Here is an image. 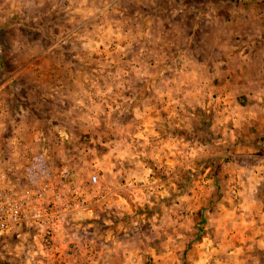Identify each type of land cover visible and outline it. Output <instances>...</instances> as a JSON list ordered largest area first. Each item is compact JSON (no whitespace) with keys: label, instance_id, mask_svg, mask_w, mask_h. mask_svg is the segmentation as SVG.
Here are the masks:
<instances>
[{"label":"rangeland","instance_id":"374dc122","mask_svg":"<svg viewBox=\"0 0 264 264\" xmlns=\"http://www.w3.org/2000/svg\"><path fill=\"white\" fill-rule=\"evenodd\" d=\"M262 74L264 0H0V163L44 152L96 173L108 199L91 209L110 204L114 222L83 214L45 253L36 232L9 233L0 264H65L84 251L66 231L80 239L91 219V236L115 238L113 264H264L244 251L248 179L224 128L229 93L259 91Z\"/></svg>","mask_w":264,"mask_h":264},{"label":"built area","instance_id":"2783aa9c","mask_svg":"<svg viewBox=\"0 0 264 264\" xmlns=\"http://www.w3.org/2000/svg\"><path fill=\"white\" fill-rule=\"evenodd\" d=\"M11 167L0 163V238L31 230L39 236L42 253L54 251L74 217L107 202L108 193L98 187L99 175L54 166L44 152L28 155L18 171Z\"/></svg>","mask_w":264,"mask_h":264},{"label":"crops","instance_id":"0c3cea01","mask_svg":"<svg viewBox=\"0 0 264 264\" xmlns=\"http://www.w3.org/2000/svg\"><path fill=\"white\" fill-rule=\"evenodd\" d=\"M256 82V81H254ZM251 80L248 83H253ZM257 85L259 86V91L252 92L249 90L248 92L240 91L238 93L232 94L229 93L227 98L230 97L231 104L238 105V110L233 109L228 112V124L225 129L229 130L227 132V136L229 140L236 141L238 145L236 147L241 146V149H237V152L232 154L233 157H242L243 161L240 164H231V169L233 172V176H244L247 181V187L248 190L246 191L243 207L245 211V218L244 222L247 226L246 230H248L244 233V251L248 252L249 257L255 259V255L258 249H262L264 252V75L262 74V77L260 80H258ZM4 86H0V97L4 98ZM239 91V90H238ZM243 94L241 96V94ZM247 99L252 100V105L248 104V102L242 105L240 101H235V99ZM246 101V100H244ZM237 111V112H236ZM242 115V116H241ZM243 119V121L241 120ZM219 130V126H216ZM216 129V128H215ZM3 130L2 124L0 123V132ZM238 136H243V142L241 140H237ZM219 138V137H218ZM219 140H221L219 138ZM260 154H258L259 152ZM257 157V159H256ZM251 158H255L253 160V163L249 165V160ZM234 159V158H233ZM235 160V159H234ZM257 182V183H256ZM109 206V210L111 211L110 204L106 206V208ZM104 208V211L106 213L107 209ZM93 212V214H92ZM104 214H98L92 211V209L87 213L88 217H93V219H97L101 217V221L105 222L106 225L112 224V219L108 218ZM111 213V212H110ZM110 215V214H109ZM259 218V219H258ZM93 219L88 220L87 222H84L85 228L83 231H85L84 234H82L81 238H76V232L78 229H68L67 232V238L65 235V241L70 243L76 242L78 245L80 244V247L83 246L84 251L79 254H64V258L68 261L65 262V264H81L80 261L83 262V260L86 257L87 252L89 251V248L91 250L95 249V258L93 264H113L116 262V256L118 253L114 248H106L107 245H105V242L113 240L115 241V238L113 237V234L111 232H106L107 236H104V239H100L102 237H99L97 233H95V236H91V233L93 234V231L91 232V223L93 222ZM76 223V220H74ZM97 221V220H95ZM91 222V223H90ZM114 223V222H113ZM69 224V223H68ZM96 224V223H95ZM72 225V224H71ZM113 225V224H112ZM64 233L60 234L57 238V246L58 242L60 247L66 245L64 243L63 235ZM70 234H72L71 237ZM69 238V240H68ZM67 239V240H66ZM78 239V241H76ZM82 248V249H83ZM237 249V248H236ZM235 249V252H236ZM174 250L172 249L171 252L164 253L163 256H158L157 259L162 258L164 259L165 263L168 260H171L172 256L171 253H173ZM72 253V252H71ZM113 261V262H111Z\"/></svg>","mask_w":264,"mask_h":264},{"label":"trees","instance_id":"16d2710c","mask_svg":"<svg viewBox=\"0 0 264 264\" xmlns=\"http://www.w3.org/2000/svg\"><path fill=\"white\" fill-rule=\"evenodd\" d=\"M80 218H81V217H74V219H72L71 221H74V220L77 221V220L80 219ZM71 221H70V222H71Z\"/></svg>","mask_w":264,"mask_h":264}]
</instances>
